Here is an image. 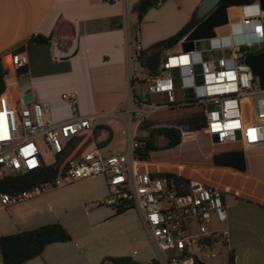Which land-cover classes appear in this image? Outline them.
<instances>
[{
  "label": "crops",
  "instance_id": "obj_1",
  "mask_svg": "<svg viewBox=\"0 0 264 264\" xmlns=\"http://www.w3.org/2000/svg\"><path fill=\"white\" fill-rule=\"evenodd\" d=\"M127 1L128 6L101 0H0V64L6 70L12 53L22 52L27 57L25 68L9 71L8 77H3L2 93L13 105L46 103L55 124L77 117H100L90 132L65 143L63 152L70 161L93 148L100 150L104 157L126 152L128 117L116 119L109 115L127 107V49L129 44L133 45L132 35H136L141 50H146L175 35L189 22L203 0H164L147 10L140 22L132 9L139 0ZM230 8L240 7L227 9L229 24L240 15L230 17ZM34 36L47 38V41L31 42ZM184 41L187 40L167 52L179 49ZM136 91L141 93L140 85L136 86ZM65 95L75 96V107L62 98ZM179 96L176 93L177 99ZM108 120L122 122L125 131L113 128ZM181 133L178 146L150 151L146 161H138L137 169L150 175H174L188 183L198 182L223 192L227 209L224 228L228 236L216 242V257L204 260V264H228L229 252L233 254V264H264V149H242L246 168L240 171L215 166L211 149L200 156H189L188 160L182 153L176 154V150L195 139L197 132L187 129ZM200 133L215 146L204 128ZM109 134V144L99 148L98 144ZM88 191L91 204L105 205L102 203L108 198L105 179ZM108 208L113 210L114 216L129 210L117 214V210ZM138 218L150 238L139 213ZM55 223L63 226L70 240L47 245L39 256L23 264H100L107 257H131L117 254L116 249L110 254L103 253L89 242L90 230L75 234L55 211L47 208L42 195L9 206L0 203V237ZM210 228L219 226L212 223ZM131 258L142 264L151 263ZM0 264H3L1 254Z\"/></svg>",
  "mask_w": 264,
  "mask_h": 264
},
{
  "label": "built area",
  "instance_id": "obj_2",
  "mask_svg": "<svg viewBox=\"0 0 264 264\" xmlns=\"http://www.w3.org/2000/svg\"><path fill=\"white\" fill-rule=\"evenodd\" d=\"M123 3L127 0H101ZM243 15L229 24L226 35L194 42L192 51L167 52L155 75L140 66L138 41L129 44L127 63L129 87L126 109L119 108L109 117L127 116V150L104 157L97 148L70 161L66 170L52 182L28 191L0 194L2 206L38 197L55 188H64L87 178H103L108 189L105 205L135 209L141 216L158 255L159 264H195L216 257V242L227 238L224 228L227 209L223 192L217 188L190 182L187 192L161 175L137 169L135 151L140 147L137 128L162 110L196 109L204 118V130L214 145L239 144L243 150L264 149V89L255 83L245 59L264 44L263 13L255 2L241 6ZM254 9L246 13V9ZM205 44L200 47V44ZM27 65L22 52L9 55V71H21ZM141 86L137 94L136 86ZM179 93V99L176 97ZM75 107L74 95L62 97ZM100 117H77L62 124L50 118L46 103L13 105L5 93L0 95V178L15 177L39 169L44 164L37 140L43 141L55 157L65 143L90 132ZM239 134V139L236 134ZM215 223L219 228H210Z\"/></svg>",
  "mask_w": 264,
  "mask_h": 264
},
{
  "label": "trees",
  "instance_id": "obj_3",
  "mask_svg": "<svg viewBox=\"0 0 264 264\" xmlns=\"http://www.w3.org/2000/svg\"><path fill=\"white\" fill-rule=\"evenodd\" d=\"M164 0H139L134 6L133 11L138 15L139 22L144 14L150 8H155ZM258 0H219L214 9L209 11L201 19L197 18L194 11L191 19L187 22L175 35L159 41L151 45L146 50H140L138 60L140 66L148 75H155L159 65L164 58L165 53L175 47L182 40L192 41L197 39H208L217 36L226 35L229 32V23L227 19V9L233 6H249ZM240 16L241 9H238ZM251 9H246V13ZM264 25V16H263ZM31 42H45L47 38L34 36ZM131 41L133 45L136 43V35H132ZM254 74L255 83L258 87L264 89V44L259 51L251 52L245 59ZM4 69L0 64V94L4 90ZM187 109V108H182ZM173 110V109H172ZM198 114V112L196 113ZM182 133L177 127L164 126L152 128L146 137H137L140 147L135 151V155L140 161H146L149 157V152L157 148L156 142L160 141L162 149H171L181 143ZM111 136L105 141L98 144L102 148L109 144ZM236 145V144H227ZM220 145V146H227ZM217 146V145H216ZM212 161L215 166H226L244 171L245 159L242 147L218 153L212 152ZM70 160L66 158L64 152L55 157V161L51 165H43L39 169L18 175L15 177L0 178V194L14 195L30 190L35 186H40L52 182L56 177L61 175ZM165 177L171 186L177 188L179 194L187 192L188 182L181 177L170 174L161 175ZM130 207H120L117 214H121ZM70 240V236L62 225L55 223L45 225L34 230L25 231L22 233L0 237V254L3 264H23L41 254L43 249L53 243H64ZM233 254H228V264H233ZM100 264H142L131 257H107ZM150 264H159L157 261H152ZM195 264H203L196 257Z\"/></svg>",
  "mask_w": 264,
  "mask_h": 264
},
{
  "label": "rangeland",
  "instance_id": "obj_4",
  "mask_svg": "<svg viewBox=\"0 0 264 264\" xmlns=\"http://www.w3.org/2000/svg\"><path fill=\"white\" fill-rule=\"evenodd\" d=\"M229 15L230 17L239 15L238 9L230 8ZM204 46V43L200 44V47ZM176 51H178L177 48L174 49V52ZM196 113V109L173 108V110H162L145 120L138 127L137 136L146 137L152 128L164 126L177 127L184 133L187 132V129L194 130L197 132L195 133V139L185 143L180 150L175 151L176 154L178 152L182 153L183 158H187L186 160H188L189 156L203 155L210 149L222 153L240 148L239 144L211 146L209 140L200 133L204 128V118L201 114ZM122 118L124 119L125 117ZM108 121L113 128L125 131L122 122L116 120ZM37 143L40 146L43 164H53L55 157L43 141L37 140ZM156 145L157 148L155 150H160L162 143L157 141ZM100 181H102V178L99 177L87 178L68 187L50 189L42 195V199L47 208L55 211L63 223L69 228H73L75 234H83L84 230L85 232L90 230L89 242L103 253L110 254L116 249L117 254H127L141 262H158L157 252L150 238L140 226L138 212L135 209H129L120 216H114L113 210L107 206L99 203H90L89 187L99 185ZM105 200L106 198L103 199L102 203ZM97 223L99 224L96 225ZM133 252L135 253L133 254ZM90 258H92V255Z\"/></svg>",
  "mask_w": 264,
  "mask_h": 264
},
{
  "label": "water",
  "instance_id": "obj_5",
  "mask_svg": "<svg viewBox=\"0 0 264 264\" xmlns=\"http://www.w3.org/2000/svg\"><path fill=\"white\" fill-rule=\"evenodd\" d=\"M219 0H203L196 11V15L198 19H201L205 16L209 11L215 8L218 4ZM259 5V9L262 13H264V0L257 1ZM180 47L183 52L192 51L194 49V42L193 41H184L180 44ZM29 97L26 98V100ZM236 138L239 139V134H236Z\"/></svg>",
  "mask_w": 264,
  "mask_h": 264
},
{
  "label": "bare ground",
  "instance_id": "obj_6",
  "mask_svg": "<svg viewBox=\"0 0 264 264\" xmlns=\"http://www.w3.org/2000/svg\"><path fill=\"white\" fill-rule=\"evenodd\" d=\"M240 9H241V8H240ZM250 9H251V8H250ZM252 11H254V9H253V8H252V9H251V11H250V12H248V13H251ZM245 12H246V10H245ZM241 13H243V12H242V9H241ZM239 16H240V15H239Z\"/></svg>",
  "mask_w": 264,
  "mask_h": 264
}]
</instances>
